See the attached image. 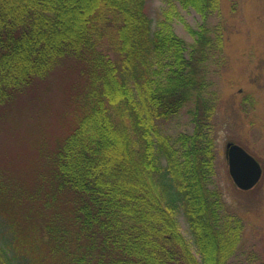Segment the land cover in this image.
<instances>
[{"label":"trees","instance_id":"obj_1","mask_svg":"<svg viewBox=\"0 0 264 264\" xmlns=\"http://www.w3.org/2000/svg\"><path fill=\"white\" fill-rule=\"evenodd\" d=\"M147 0H0V264H229L243 225L212 188L209 57ZM202 20L219 0H166ZM75 75L61 132L18 130L16 107L60 70ZM191 105L193 129L161 127ZM182 216L190 237L181 233ZM253 264L255 260H252ZM236 264H244L237 262Z\"/></svg>","mask_w":264,"mask_h":264},{"label":"rangeland","instance_id":"obj_2","mask_svg":"<svg viewBox=\"0 0 264 264\" xmlns=\"http://www.w3.org/2000/svg\"><path fill=\"white\" fill-rule=\"evenodd\" d=\"M219 10L201 15L184 10L166 0H147L145 10L155 25L163 12H169L174 32L191 44L196 30L204 23L220 36L221 45L207 63L214 112L210 123L214 143L212 188L218 192L224 210L243 225L241 242L229 264H264V0H219ZM69 70L56 72L46 84L30 92L16 107L18 130H39L52 137L59 134L60 117L66 109L67 96L75 75ZM191 105H186L168 121H161L170 136L191 133ZM16 137L3 136L0 147L20 157L29 147L28 141L15 144ZM234 142L243 147L259 163L262 175L249 191L235 187L229 174L225 144ZM182 235L190 241L182 216L178 217ZM1 230H4L0 226Z\"/></svg>","mask_w":264,"mask_h":264},{"label":"water","instance_id":"obj_3","mask_svg":"<svg viewBox=\"0 0 264 264\" xmlns=\"http://www.w3.org/2000/svg\"><path fill=\"white\" fill-rule=\"evenodd\" d=\"M225 153L228 174L235 187L242 191L252 189L261 177V167L258 162L242 147L233 143H226Z\"/></svg>","mask_w":264,"mask_h":264}]
</instances>
